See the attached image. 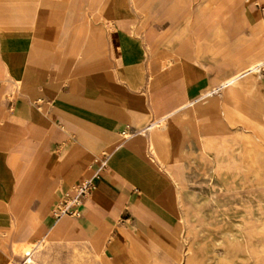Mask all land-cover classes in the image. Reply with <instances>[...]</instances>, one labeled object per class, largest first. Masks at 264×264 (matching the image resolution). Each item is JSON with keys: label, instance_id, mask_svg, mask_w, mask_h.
<instances>
[{"label": "crops", "instance_id": "1", "mask_svg": "<svg viewBox=\"0 0 264 264\" xmlns=\"http://www.w3.org/2000/svg\"><path fill=\"white\" fill-rule=\"evenodd\" d=\"M263 71L264 0H0V264L46 244L179 259L193 163L224 126L208 98Z\"/></svg>", "mask_w": 264, "mask_h": 264}, {"label": "rangeland", "instance_id": "2", "mask_svg": "<svg viewBox=\"0 0 264 264\" xmlns=\"http://www.w3.org/2000/svg\"><path fill=\"white\" fill-rule=\"evenodd\" d=\"M101 2L96 0L97 7ZM116 6L113 1L108 11ZM156 10L157 15H166L168 8ZM260 77L238 87L239 96L224 93L223 104L208 98V108L223 112L222 135L209 140L201 166L200 161L193 163L190 215L180 235L182 247L176 248L181 257L162 259L166 264H264V87L256 86ZM177 242L175 236L174 245ZM22 251L17 249L19 254ZM39 252L28 264H102L99 259H87V251L72 245L46 244ZM154 261L138 259L139 264Z\"/></svg>", "mask_w": 264, "mask_h": 264}, {"label": "built area", "instance_id": "3", "mask_svg": "<svg viewBox=\"0 0 264 264\" xmlns=\"http://www.w3.org/2000/svg\"><path fill=\"white\" fill-rule=\"evenodd\" d=\"M106 161H104L101 167H104ZM98 176V171H96L91 177L85 179L83 182L76 185L74 193L68 195L63 203L60 205L57 217L60 218L64 215L79 216V206L83 199L91 194L95 188V180Z\"/></svg>", "mask_w": 264, "mask_h": 264}, {"label": "bare ground", "instance_id": "4", "mask_svg": "<svg viewBox=\"0 0 264 264\" xmlns=\"http://www.w3.org/2000/svg\"><path fill=\"white\" fill-rule=\"evenodd\" d=\"M98 1V0H97ZM102 0H99V2H101ZM102 3V2H101ZM49 22L50 21H53V20H55V18L54 17H52V18H49V19H47ZM234 88H232L231 86H226V89H225V93L227 94L228 92H230L229 93V95L230 96H234V94L235 93H233V92H235L234 90H233ZM236 95L237 96H239L238 95V93L236 92ZM242 95V94H241ZM258 106V105H257ZM260 109V108H259ZM262 116V115H261ZM229 135V134H228ZM228 137V136H227ZM226 137V138H227ZM229 138V137H228ZM207 140H210V139H207ZM230 142V141H229ZM152 145V144H151ZM216 147V146H215ZM152 148H153V146H152ZM215 149V148H214ZM226 149V148H225ZM213 150V149H212ZM225 151V150H224ZM221 152V151H220ZM231 152V151H230ZM234 152V151H233ZM233 156V155H232ZM223 157H224V155H223ZM170 173V175L172 176L173 174L171 173V172H169ZM220 173V172H219ZM176 175H178V174H176ZM227 176V175H226ZM179 177H180V175H179ZM171 179H172V177H171ZM232 179V178H231ZM194 197V196H193ZM154 264H166L165 262H163V260L162 259H155V261H154Z\"/></svg>", "mask_w": 264, "mask_h": 264}]
</instances>
